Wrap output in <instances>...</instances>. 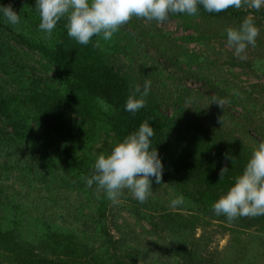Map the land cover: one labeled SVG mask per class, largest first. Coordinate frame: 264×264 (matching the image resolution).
Segmentation results:
<instances>
[{
  "label": "trees",
  "instance_id": "trees-1",
  "mask_svg": "<svg viewBox=\"0 0 264 264\" xmlns=\"http://www.w3.org/2000/svg\"><path fill=\"white\" fill-rule=\"evenodd\" d=\"M35 3L0 0L21 18L0 13V264H264V216L212 210L264 140V7L171 16L180 37L133 18L81 45L66 19L39 31ZM249 16L260 31L241 60L225 29ZM146 79L133 114L126 100ZM145 121L162 183L145 203L125 191L113 204L82 177Z\"/></svg>",
  "mask_w": 264,
  "mask_h": 264
},
{
  "label": "clouds",
  "instance_id": "clouds-1",
  "mask_svg": "<svg viewBox=\"0 0 264 264\" xmlns=\"http://www.w3.org/2000/svg\"><path fill=\"white\" fill-rule=\"evenodd\" d=\"M200 6L207 13L243 7L259 11L264 7V0H36L35 3L40 18L39 31L50 36L58 22L66 19L67 35L81 45H88L94 36L110 41L113 34L133 18L165 24L171 16L198 15ZM0 13L11 25L21 22L20 14L11 4L0 6ZM259 31L252 17H245L238 28L229 26L225 29L227 46L243 60L248 46L255 47ZM132 87L125 107L135 114L146 106L145 97L149 95L151 81H144L143 90L139 84ZM212 103L223 109L230 101L213 95ZM222 118H218L221 124ZM153 136V127L147 121L141 123L137 131L117 143L109 154H99L93 165V174L82 179L89 188L95 183L97 191H103L113 204L119 203L125 191L138 202H147L153 194V179L160 185L163 176L162 161L157 149L152 148ZM224 157L232 162L235 160L230 153H225ZM228 172L227 166L222 167L220 180ZM183 203L184 197L180 195L170 202V206ZM212 210L217 216H225L229 223L241 217L264 216V140L253 150L242 174L235 177L233 185L214 202Z\"/></svg>",
  "mask_w": 264,
  "mask_h": 264
},
{
  "label": "rangeland",
  "instance_id": "rangeland-1",
  "mask_svg": "<svg viewBox=\"0 0 264 264\" xmlns=\"http://www.w3.org/2000/svg\"><path fill=\"white\" fill-rule=\"evenodd\" d=\"M160 26H162L168 32L172 33L173 37H180L184 35L181 28L177 27V25L174 22H168L165 24H161ZM226 242H227V237L220 239V241L218 242L219 248H222L226 244Z\"/></svg>",
  "mask_w": 264,
  "mask_h": 264
}]
</instances>
